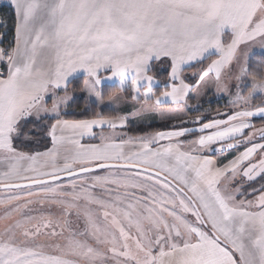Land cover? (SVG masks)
<instances>
[{
    "label": "snow or ice",
    "instance_id": "snow-or-ice-1",
    "mask_svg": "<svg viewBox=\"0 0 264 264\" xmlns=\"http://www.w3.org/2000/svg\"><path fill=\"white\" fill-rule=\"evenodd\" d=\"M10 4L14 46L0 47V164L6 168L0 264H264V184L254 186L264 181V143L254 139L258 133L264 141V128L251 122L264 119V103L251 104L264 96V78L252 75L246 95L239 83L249 75L247 47L264 48V0ZM213 55L218 58L186 82L184 71ZM157 61L170 69L160 95L149 75ZM225 70L236 81L232 104L239 107L224 118L181 120L198 128L119 143L101 135L99 144L85 145L81 140L94 137L93 128L123 127L126 117L61 118L77 73L88 77L85 88L97 103L104 81L115 79L121 91L131 88L134 100L179 106L210 75L216 91H228ZM45 119L54 120L42 125L51 148L25 151L40 134L27 125ZM196 131L197 139L180 140ZM65 144L73 147L62 154ZM132 144L139 150L125 152ZM242 146L222 163L203 154ZM45 203L59 206L60 214H30V205ZM72 210L83 228L69 218Z\"/></svg>",
    "mask_w": 264,
    "mask_h": 264
},
{
    "label": "trees",
    "instance_id": "trees-1",
    "mask_svg": "<svg viewBox=\"0 0 264 264\" xmlns=\"http://www.w3.org/2000/svg\"><path fill=\"white\" fill-rule=\"evenodd\" d=\"M15 17H14V10L13 6L11 5H0V47L4 49H9L10 47L14 46V37H15ZM209 61H205L203 64H197L192 68H187L184 73V77L186 78V82L193 83L195 78L190 77V72H198L201 68L206 67ZM250 71L249 76L252 75L257 76V78H264V54H255V56L250 60ZM157 66L154 62L152 64L153 69L152 75L157 78L160 82L159 86L153 87V92L156 95H160L165 89L164 86L169 83V71H164L159 73L158 69L155 67ZM5 69V64L2 65V71ZM157 70V71H156ZM85 77H77L72 80L69 84L68 91L73 94V100L69 104L66 111H64L61 115L62 119L66 120H87V119H95L98 117L104 118H114L116 115L113 110H110L108 107L100 106L98 104H92L88 102L86 97L82 95V88L84 86ZM147 90L146 87H141L139 91L141 93ZM103 100H107L108 98L116 95L119 92H123L126 97L132 99L133 92L130 87L127 88L125 91H121L118 84L115 86H107L103 88ZM263 98V97H262ZM134 100V99H132ZM140 104H145L143 100H135ZM148 103H153L148 102ZM225 100H215L211 103H208L203 109L192 111L190 113L189 118L196 119L200 116H206L209 120L214 117L215 114L222 112L223 109H229L228 103ZM216 118V117H214ZM182 119H167L165 122H154V123H143V124H131L126 127L125 131L130 136H143L146 134H155L161 131H169L175 130L182 127L188 128H197L198 125L196 124H177V122L181 121ZM54 123V120L45 119L40 122V124L29 123L27 125V130L31 131L32 129H38L40 134L32 136L31 140L27 141L26 143L29 145L28 147L24 148L25 151H45L51 147L50 138L46 135V129L42 128V125H50ZM264 124V119H258L254 122L255 126ZM193 138L199 136L197 133H191ZM261 184H264V181L257 180L255 183V187L259 188Z\"/></svg>",
    "mask_w": 264,
    "mask_h": 264
},
{
    "label": "rangeland",
    "instance_id": "rangeland-1",
    "mask_svg": "<svg viewBox=\"0 0 264 264\" xmlns=\"http://www.w3.org/2000/svg\"><path fill=\"white\" fill-rule=\"evenodd\" d=\"M0 5H3V4L0 3ZM246 51L248 53L247 67H248V72H249L250 71V69H249L250 68L249 67L250 66V63H249L250 59H252L255 56V54H264V48L261 47V44L259 42H256V43L249 45L247 47ZM155 63L157 65L155 67L158 69L160 74H161V72H164V71L170 72V69L166 63H161L159 61H157ZM153 70L155 72V68L153 69V67H152V70L149 72V75L153 76L152 75ZM184 73H185V71H184ZM184 73H183V75H184ZM193 73H194V71L190 72L189 75H190V77L195 78V77H193ZM155 79H157V78H155ZM223 79L226 80L228 83V91H224L223 89H221L220 91H216L215 77H214V75H210L209 77L205 78V80L200 84L199 88H197L195 91L189 93V96L187 98L188 99L187 105H179V106L177 105L175 107L167 106L165 108H156L155 104H149V103L140 104V103L136 102L135 100H132L131 98L129 99L128 97H126V95L123 92H119L116 95H113L112 97H114V98L110 97L106 101L103 100V103H97L94 96H89L88 91L85 88V83H84V86L82 88V95H83V97H86L88 102H90L92 104H98L100 106H104L107 108L109 107L110 110L114 111L116 118L119 115H120V117L121 116L126 117V119H127L126 127H128V125H131V124H143V123L149 124V123H154V122H165L167 119H177V118L182 119V120H187V121H194L195 119L189 118L190 113L192 111L196 112L197 110L203 109L208 103H211L215 100H222V99L228 103L229 109H223L222 112L215 114L214 117L224 118L220 114H222V113L231 114L239 106L232 104V101L235 99V93H236V88H234L232 85H233V83H236V81L230 79L229 74H228V70H225V73L223 74ZM250 79H251V77L248 75L243 81L239 82L241 84V92L244 95H246L247 91L249 90V89L245 88L244 85L247 84L250 81ZM85 81L86 80H84V82ZM117 84H118V80H115V79L104 81V84H103L102 88L100 89L101 94L103 95L102 91H103L104 87L115 86ZM59 95L64 96L65 93L63 91H61V92H59ZM67 95L69 97H71V99H69L67 105L61 107V115L64 111H66L69 104L73 100V94L71 92L68 91ZM262 97L263 96L258 95L257 97H255L251 101V104L252 105L262 104V102L264 101V97L263 98ZM48 102H50V100ZM178 108H181L182 111H178L177 110ZM258 119L259 118H252L251 122L254 124V122ZM178 124L180 125L183 123H181V121L180 122L178 121L177 124H175V125H178ZM260 128H264V124L255 126V129H260ZM175 130H177V129H175ZM191 133H197L200 135V133L198 131L190 132L185 137H181L180 140L190 141L191 138H193L191 136ZM146 135H151V134H146ZM258 136H259V134L257 133L255 135L254 139L257 140ZM135 137H138V136H135ZM143 137H148V136H143ZM198 137L199 136H197L195 139H197ZM215 147H216V145L212 146V148H215ZM203 151H205V150H203ZM210 152H212V154H213V152H216V151H210ZM223 152H217L218 153L217 156L219 157L220 161H223V159H225ZM232 154H233V152H231L230 155H228L226 157V160L230 159L233 156ZM97 194H99V192ZM4 195H5V193L3 192V190H0V198H3ZM32 199H35V198H32ZM30 208L32 209V213H30V214H39V213L48 214L49 212H51L54 215H59L61 212V209L59 208V206L51 205L48 203H45L44 205L33 204V205H30ZM3 212H4V209L2 207H0V215H2ZM72 212H73V214L69 218L72 219L73 221H75L81 228H83V220L80 219L79 221H77L76 215H75V210H72ZM19 218H20L19 216L14 217V219H19ZM4 223L5 222L3 220H0V230H2ZM39 239L41 241H44L47 238L44 236H41ZM113 264H114V262H113Z\"/></svg>",
    "mask_w": 264,
    "mask_h": 264
},
{
    "label": "crops",
    "instance_id": "crops-1",
    "mask_svg": "<svg viewBox=\"0 0 264 264\" xmlns=\"http://www.w3.org/2000/svg\"><path fill=\"white\" fill-rule=\"evenodd\" d=\"M0 3L1 4H3V5H10L11 6V4H10V0H0ZM218 57L216 56V55H213V56H211V58L208 60L209 61V63L211 62V60H214V59H217ZM251 60V59H250ZM207 61V60H206ZM208 63V64H209ZM2 65H3V62H0V71H2ZM187 70V69H186ZM102 75L103 76H108V75H110V73H108V72H104V73H102ZM77 76L78 77H83V76H85V80H87V76L84 74V73H77V74H75L72 78H71V81L73 80V79H75V78H77ZM153 77V76H152ZM154 80L155 81H158L157 79H155V77H154ZM106 81V80H105ZM116 82V81H115ZM159 81H158V83H154V85H153V87H156V86H159ZM146 87V86H145ZM264 97V96H263ZM112 98H114V97H112ZM111 98V99H112ZM51 102V101H50ZM49 102V105L51 104ZM264 102V101H263ZM262 102V103H263ZM149 104H155L154 103V101H153V103H149ZM156 106V105H155ZM167 106H169V107H175V106H177L175 103H172V102H167V103H164V104H161V105H159V106H156V108H165V107H167ZM118 117H120V115L118 116ZM117 117V118H118ZM99 118V117H98ZM108 118H110V117H108ZM116 118V117H115ZM255 126V125H254ZM125 129H126V124H125V126H123V127H117V128H115V129H112V128H109V127H107V126H105L103 129H101V128H99V127H95V128H93V133L95 134L94 135V137H89V136H85L82 140H81V143H83V144H85V145H87V144H99L101 141H100V136L101 135H103V136H105V137H111V139L113 140V141H115V142H117V143H119V142H121V140H126V139H128V138H132L134 141L135 140H137L138 138H142L143 136H151V135H154V134H151V135H143V136H138V137H135V136H130L126 131H125ZM66 135H70V133H66ZM200 135H201V133H200ZM193 139H195V138H191V140H193ZM257 142H260V143H264L262 140H260L259 139V136H258V139L256 140ZM162 143H164V142H162ZM52 146V145H51ZM73 146L71 145V144H65V145H63L62 147H61V153L63 154V152H64V149H71ZM51 148V147H50ZM242 148H243V146L241 147V149H237V150H229V151H224L223 152V154H224V156H225V159H223V161H220L219 160V157L217 156L218 155V153L217 152H213V154H212V152H210L209 150H205V151H203V154L204 155H210V156H213L216 160H217V162L218 163H222V162H225V160H226V157L228 156V155H230V153L231 152H233V154L232 155H235L236 154V152L237 151H239V150H242ZM139 150V146H138V144H132V145H125V147H124V151L125 152H132V151H138ZM228 152V153H227ZM6 170V168L2 165V164H0V174H2L4 171ZM101 174H106V173H104V172H101ZM248 199H254L255 197L254 196H248L247 197Z\"/></svg>",
    "mask_w": 264,
    "mask_h": 264
},
{
    "label": "water",
    "instance_id": "water-1",
    "mask_svg": "<svg viewBox=\"0 0 264 264\" xmlns=\"http://www.w3.org/2000/svg\"><path fill=\"white\" fill-rule=\"evenodd\" d=\"M259 139H260V137H259ZM65 179H67V178H65ZM0 190H2V189H0Z\"/></svg>",
    "mask_w": 264,
    "mask_h": 264
}]
</instances>
